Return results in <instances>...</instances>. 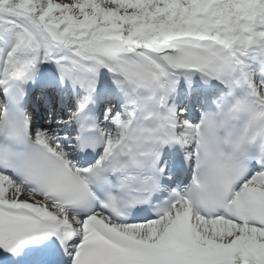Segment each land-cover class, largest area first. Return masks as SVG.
Wrapping results in <instances>:
<instances>
[{
    "label": "snow or ice",
    "instance_id": "1",
    "mask_svg": "<svg viewBox=\"0 0 264 264\" xmlns=\"http://www.w3.org/2000/svg\"><path fill=\"white\" fill-rule=\"evenodd\" d=\"M0 264H264V0H0Z\"/></svg>",
    "mask_w": 264,
    "mask_h": 264
}]
</instances>
